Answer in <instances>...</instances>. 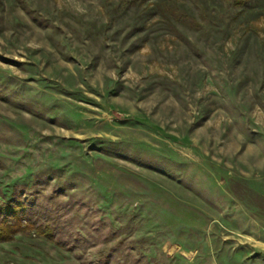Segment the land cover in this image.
<instances>
[{"label": "rangeland", "instance_id": "obj_1", "mask_svg": "<svg viewBox=\"0 0 264 264\" xmlns=\"http://www.w3.org/2000/svg\"><path fill=\"white\" fill-rule=\"evenodd\" d=\"M239 1L0 0V207L31 225L0 264H264V0Z\"/></svg>", "mask_w": 264, "mask_h": 264}, {"label": "trees", "instance_id": "obj_2", "mask_svg": "<svg viewBox=\"0 0 264 264\" xmlns=\"http://www.w3.org/2000/svg\"><path fill=\"white\" fill-rule=\"evenodd\" d=\"M247 0H240L239 5H242ZM20 205L16 206H1L0 207V242H10L13 236L30 228L31 225H23L25 216H21L18 211ZM22 211L24 212L23 207ZM35 227V226H34ZM37 233L40 236L46 237L49 240L53 239L52 231L48 227H37Z\"/></svg>", "mask_w": 264, "mask_h": 264}]
</instances>
